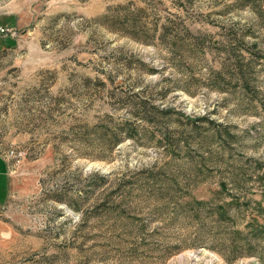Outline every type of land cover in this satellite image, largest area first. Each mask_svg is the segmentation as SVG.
Segmentation results:
<instances>
[{"label": "rangeland", "instance_id": "rangeland-1", "mask_svg": "<svg viewBox=\"0 0 264 264\" xmlns=\"http://www.w3.org/2000/svg\"><path fill=\"white\" fill-rule=\"evenodd\" d=\"M0 25V264H264V234L227 250L264 229V0H0Z\"/></svg>", "mask_w": 264, "mask_h": 264}, {"label": "trees", "instance_id": "trees-1", "mask_svg": "<svg viewBox=\"0 0 264 264\" xmlns=\"http://www.w3.org/2000/svg\"><path fill=\"white\" fill-rule=\"evenodd\" d=\"M240 79L242 78L241 75H239ZM127 106H129V110L131 115L134 118H139L140 120L144 121L145 123L149 122H156V124H160V122H163V120H169L171 117V111H169L165 107H160L158 104L153 103L151 100L148 99L147 96L142 95V92H136L131 95V98L129 99ZM165 127H159L157 132H154L152 135V138L155 140L156 144L160 145L163 147L165 153H170L174 151V148L177 146L176 144H170L167 139H166V133H165ZM117 132V131H116ZM114 132L112 134H108L106 131V128L104 127L99 131V134L101 136H109L113 138L114 141L117 140V133ZM126 134L129 137H135L138 133L137 129L135 127H128L126 128ZM143 137H147V132L145 129L140 131ZM162 173V169L159 168V172L155 171L154 168H150L146 172V180L151 181L154 177L160 175ZM248 227L250 228L249 231L244 230H236L235 234L237 236H231L230 240H228V245H227V250L233 249V245H229L231 241L234 244H240L241 250H244L247 247H250L249 253L255 252L256 247L258 245H255L250 241L249 238V232H253L254 234V239L256 238L257 240L260 239V237L264 234V229H257L255 228L254 223H246L245 228ZM241 236L242 239H239L237 237ZM235 238V239H234ZM258 242V241H256ZM254 250V251H253ZM230 252V251H228ZM224 256H226L224 254Z\"/></svg>", "mask_w": 264, "mask_h": 264}, {"label": "built area", "instance_id": "built-area-1", "mask_svg": "<svg viewBox=\"0 0 264 264\" xmlns=\"http://www.w3.org/2000/svg\"><path fill=\"white\" fill-rule=\"evenodd\" d=\"M12 34L13 31L12 29H10L9 27L7 26H4V25H0V35H5V34Z\"/></svg>", "mask_w": 264, "mask_h": 264}, {"label": "crops", "instance_id": "crops-1", "mask_svg": "<svg viewBox=\"0 0 264 264\" xmlns=\"http://www.w3.org/2000/svg\"><path fill=\"white\" fill-rule=\"evenodd\" d=\"M4 161V160H3ZM5 164V167H6V163L3 162ZM2 169L0 168V176L3 175V171H1ZM5 175H6V182H7V167L5 169ZM1 178V177H0Z\"/></svg>", "mask_w": 264, "mask_h": 264}]
</instances>
